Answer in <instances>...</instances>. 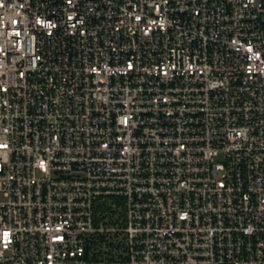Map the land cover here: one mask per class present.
Here are the masks:
<instances>
[{
	"label": "built area",
	"instance_id": "built-area-1",
	"mask_svg": "<svg viewBox=\"0 0 264 264\" xmlns=\"http://www.w3.org/2000/svg\"><path fill=\"white\" fill-rule=\"evenodd\" d=\"M0 264H264V0H0Z\"/></svg>",
	"mask_w": 264,
	"mask_h": 264
}]
</instances>
